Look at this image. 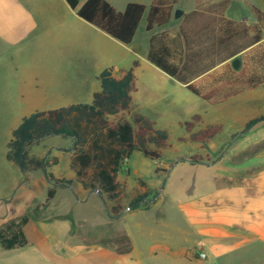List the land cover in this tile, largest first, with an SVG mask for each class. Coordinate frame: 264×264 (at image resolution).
I'll use <instances>...</instances> for the list:
<instances>
[{
  "label": "crops",
  "instance_id": "obj_1",
  "mask_svg": "<svg viewBox=\"0 0 264 264\" xmlns=\"http://www.w3.org/2000/svg\"><path fill=\"white\" fill-rule=\"evenodd\" d=\"M106 1L117 12H124L130 4L146 6L131 43L126 44L79 17L66 0H0V112L10 116L6 121L10 122L8 137L1 140L5 161L0 175V201L8 204L28 190L30 179L27 186L22 184L24 175L6 158L13 131L23 118L35 112L92 103L94 94L101 89L100 76L109 68L115 78L121 79L134 61H139L135 69L137 90L132 98L144 96L151 103L155 98L156 103H165L174 113L190 112V107L196 105L212 112L226 103L235 104L238 96L264 86L244 90L216 104L188 88L195 85L217 97L232 87L223 67L229 65L238 71L242 54L251 47L239 53L235 40L228 49L212 53L208 61L193 55L218 41L223 20L239 23L231 6L221 10L206 5L205 0H187L189 9L180 19L173 18L172 9L169 22L147 30L150 8L155 4L172 8L175 0ZM163 34L167 35L163 40L167 46L181 50L188 43L193 51L189 58L171 59V63L180 65L181 79L168 75L149 60L151 39ZM134 107L138 113L142 103ZM197 112L191 114L200 115ZM207 125L211 124L203 118L201 128ZM233 136L228 150L219 157L208 153L203 156H210V162L191 164L188 157L182 159L184 162L172 160V164L156 167L158 176L169 178L181 168L182 172H198L206 178L189 179L182 175L178 181L167 183V187L171 186L167 194L163 189L155 198H147L132 208L140 195L156 193L160 182L152 187L135 179L138 189L127 198L131 169L123 167L117 175L123 194L116 203L101 195L98 188L83 187L71 167V145L49 148L45 144L38 154L30 150L31 156L46 158L51 167L65 159L73 173L69 178L73 184L57 187L55 196L46 203L50 186L47 198L34 215L10 220L19 222L28 217L23 227L27 244L7 249L0 243V264H216L255 246L264 249V122L243 135ZM248 149L251 154L237 160ZM85 150L91 152L92 144L88 143ZM177 190L182 192L181 198L172 195ZM94 197L101 200L97 207L91 203ZM117 204L120 214L111 218L109 210ZM84 206L97 209L102 222L94 216L78 215L76 209ZM127 218L128 236L123 235L121 225ZM84 223L97 229L87 228L81 234L78 227ZM90 233L100 240H91ZM116 239L126 242L127 248L113 244ZM202 253L205 258L200 257Z\"/></svg>",
  "mask_w": 264,
  "mask_h": 264
},
{
  "label": "trees",
  "instance_id": "obj_2",
  "mask_svg": "<svg viewBox=\"0 0 264 264\" xmlns=\"http://www.w3.org/2000/svg\"><path fill=\"white\" fill-rule=\"evenodd\" d=\"M71 8L77 10L79 17L99 27L116 39L129 44L132 42L140 21L145 13L146 6L130 4L124 12H117L106 0H66ZM85 3L80 7V3ZM171 7L155 4L150 8L147 30L155 24H165L171 18ZM255 23H234L223 20L220 27L221 36L214 44H207L205 49L194 53L199 60H209L212 53L226 50L235 40L238 42V52L247 48L242 54V66L234 71L229 65L223 67V74L227 75V82L232 87L219 96L207 94L189 85L194 94L212 104L223 102L244 90L256 89L264 85V13L253 9ZM167 35H157L151 39L149 60L161 70L172 77L181 79L180 65L171 63V59L182 60L189 58L192 50L188 43L185 48L178 50L163 43ZM139 61L135 60L133 66L125 72L121 79L113 75V69L105 70L100 76L101 89L93 96L90 104H75L54 109L48 112H35L24 117L21 124L13 131L8 143L6 158L14 163L23 174L43 170L47 180L53 184L48 192V199L56 194L57 187H70L73 180L58 179L47 172L50 166L46 158L30 155V147L39 144L45 138L61 136L75 140L71 167L76 172L77 179L85 189L98 188L101 195L118 203L123 190L117 183V175L123 169L135 152L146 157L161 158L167 149H170V134L168 130L159 128L155 121L136 114L133 121L121 117L116 121L109 117L117 118L120 114L128 112L132 104V94L136 92L135 69ZM234 84L238 87L234 88ZM263 119L249 121L239 135L248 132L254 125ZM203 124L201 115H195L190 120L181 123L182 128L189 134L188 138L180 137L179 141L190 140L204 146L213 141L224 130L222 124H211L200 128ZM239 135H234L236 138ZM91 143L92 151L87 152L85 146ZM211 161L210 156L195 155L191 157V164ZM178 163L184 162L182 159ZM93 173L90 175L89 172ZM88 178V179H86ZM145 186V183L142 182ZM149 193L140 195L132 204L138 206L147 201ZM121 207L113 206L109 212L111 218L119 216ZM28 222V217H23L19 222L11 221L0 229V243L4 248L12 249L25 246L27 239L23 227ZM126 239V238H125ZM127 242V240H126Z\"/></svg>",
  "mask_w": 264,
  "mask_h": 264
},
{
  "label": "rangeland",
  "instance_id": "obj_3",
  "mask_svg": "<svg viewBox=\"0 0 264 264\" xmlns=\"http://www.w3.org/2000/svg\"><path fill=\"white\" fill-rule=\"evenodd\" d=\"M201 3V0H199ZM206 5H214L216 9L225 10L231 6L230 11L233 15H236L240 23H245L247 25H251L255 23V18L253 16V9L257 8L261 12L264 13V0H205ZM175 4H173L172 9L175 11L173 18H175V13L177 10H188V1L187 0H175ZM93 84V83H91ZM145 88V85H144ZM165 90L172 91L170 87H163ZM247 95L238 96L239 99L235 104L229 105L228 103L222 105L220 108H216L215 111H208L209 109H204L202 105H196L194 107H190V112L187 113H174L171 112L172 109L168 107L165 103L158 104L156 103V99L151 103L149 98H144V96L140 98H132V104L128 112L120 114L117 118L109 117V120L116 121L121 117L126 118L128 121L132 122L133 117L136 114H142L147 118L155 121L159 128H163L168 130L170 134V144L172 147L167 149L163 156L158 159L150 158L144 156L142 153L135 152L130 161L124 165V168L131 169V177L129 178L127 185V198L134 193L138 187L135 183V179H142L149 186H154L156 183L160 182L159 189L156 193H153L148 199H153L155 196L160 193L161 190L166 189L165 194L170 192V187H167V183L171 184L173 181H178L182 175L186 176L189 179H198L200 177L206 178L200 173L195 172H182V169L176 170V172L172 173L170 177L169 175H156L154 169L156 167L163 166L165 164H172V160H179L188 157H193L195 155L204 156L206 153L211 154L214 157H219L224 153L225 150H228L229 144L232 141V136L235 133H241L242 128L252 119H263L260 122H264V86L260 87L254 91L247 92ZM142 100V101H141ZM141 104L138 113L136 112L135 104ZM229 105V106H228ZM225 106V107H224ZM194 111H198L200 115L203 116L206 124H214V123H222L224 126V130L221 134H219L215 140L211 143L207 144L205 148H201L198 143L192 142L190 140L187 141H179L180 137L188 138L189 134L182 128L181 123L190 120V117L193 116L191 113ZM171 112V113H170ZM10 118L9 115L0 112V175L3 173V161L4 160V149L1 146V140L6 139L7 133L9 130L10 122H7ZM258 122V123H260ZM257 123V124H258ZM9 125V126H7ZM203 127V124L201 125ZM200 127V128H201ZM44 144H40V146H36L38 144L32 145L30 147L31 153H40L43 145H47L49 148L53 146L62 145H71V148H74L75 140L72 138H63L61 136H51L44 139ZM41 143V142H40ZM42 145V146H41ZM5 148V147H4ZM251 149L243 151L239 154L240 157H247L251 154ZM31 155V154H30ZM213 157V158H214ZM8 161V160H7ZM10 162V161H9ZM8 163V162H6ZM12 163V162H11ZM14 169L17 171L18 168L14 166ZM21 171V170H20ZM39 172H28L24 175L23 183L27 186V182L29 181L28 190L18 194L15 199L6 204L0 201V229H3L10 220H15L23 215L32 216L37 210L36 208L39 204H42L47 198L48 188L53 184L50 183L43 170H38ZM47 172L53 175L55 178H67L69 179L72 171L69 166L66 165L65 159H62L61 162L56 166L47 167ZM30 177V178H29ZM88 179V178H86ZM50 183V184H49ZM1 184V183H0ZM1 186V185H0ZM173 196H177L179 198L182 197V192L180 190L172 192ZM75 196V194H73ZM12 197H10L11 199ZM49 201L47 200L46 203ZM99 202L101 200L97 197H94L91 203H95L96 207L99 206ZM135 204H132L130 208L134 207ZM168 208V207H167ZM77 214L79 215H90L94 216L95 219L99 220V223L102 222V216L94 207H81L76 209ZM175 220V217L174 219ZM130 220L127 218L122 222V228L124 233L123 235H127V225ZM100 225V224H99ZM85 226V227H84ZM84 226L80 224L79 233L82 234V230L90 228L92 231L97 229L95 226H91L84 223ZM101 227V226H99ZM94 228V229H93ZM114 227L110 226V229ZM117 229V228H116ZM126 231V232H125ZM121 233V232H120ZM126 233V234H125ZM92 238L91 240H100L101 237L95 236L94 234H89ZM125 236V237H126ZM126 240V239H125ZM115 245L121 246L122 248H127L126 242H120L116 239V241L112 242ZM216 264H264V249H262L261 245L253 247L251 250H243L238 252L230 259H222Z\"/></svg>",
  "mask_w": 264,
  "mask_h": 264
},
{
  "label": "water",
  "instance_id": "obj_4",
  "mask_svg": "<svg viewBox=\"0 0 264 264\" xmlns=\"http://www.w3.org/2000/svg\"><path fill=\"white\" fill-rule=\"evenodd\" d=\"M184 12L181 10H177L175 13V18L180 19L183 16Z\"/></svg>",
  "mask_w": 264,
  "mask_h": 264
},
{
  "label": "built area",
  "instance_id": "obj_5",
  "mask_svg": "<svg viewBox=\"0 0 264 264\" xmlns=\"http://www.w3.org/2000/svg\"><path fill=\"white\" fill-rule=\"evenodd\" d=\"M200 257H201V258H205L206 255H205L204 253H202V254L200 255Z\"/></svg>",
  "mask_w": 264,
  "mask_h": 264
}]
</instances>
